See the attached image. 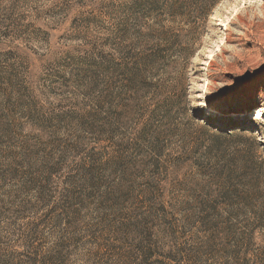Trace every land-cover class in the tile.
Segmentation results:
<instances>
[{
	"label": "rangeland",
	"instance_id": "obj_1",
	"mask_svg": "<svg viewBox=\"0 0 264 264\" xmlns=\"http://www.w3.org/2000/svg\"><path fill=\"white\" fill-rule=\"evenodd\" d=\"M214 1L0 0V264H264V0Z\"/></svg>",
	"mask_w": 264,
	"mask_h": 264
},
{
	"label": "trees",
	"instance_id": "obj_2",
	"mask_svg": "<svg viewBox=\"0 0 264 264\" xmlns=\"http://www.w3.org/2000/svg\"><path fill=\"white\" fill-rule=\"evenodd\" d=\"M219 0H215L212 5H215ZM168 9V5L166 6ZM136 61V60H135ZM125 72H127V78H129L132 81H136L138 78H141V64L140 63H134L132 64V67L130 69L125 67Z\"/></svg>",
	"mask_w": 264,
	"mask_h": 264
}]
</instances>
